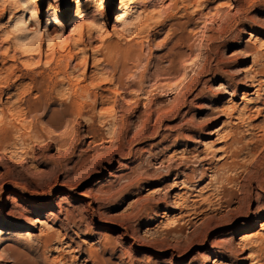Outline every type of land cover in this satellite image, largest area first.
Returning <instances> with one entry per match:
<instances>
[{"label": "rangeland", "instance_id": "obj_1", "mask_svg": "<svg viewBox=\"0 0 264 264\" xmlns=\"http://www.w3.org/2000/svg\"><path fill=\"white\" fill-rule=\"evenodd\" d=\"M78 1L38 0L39 28L50 5L67 26ZM120 1H99L106 27H87L72 60L43 32L32 51L14 45L8 27L18 8H0V264H80L86 249L109 264H250L229 263L213 245L264 236V208L256 211L264 131L239 123L238 166L219 181L212 174L234 125L225 107L236 115L254 101L241 100L251 66L244 51L249 17L264 23V0H131L116 32ZM67 65L71 87L52 89ZM35 82L47 97L45 113L32 115ZM232 90L239 94L229 101ZM70 99L75 115L65 116ZM20 212L39 222L20 221ZM46 234L55 237L47 248ZM258 255L255 264H264Z\"/></svg>", "mask_w": 264, "mask_h": 264}, {"label": "bare ground", "instance_id": "obj_2", "mask_svg": "<svg viewBox=\"0 0 264 264\" xmlns=\"http://www.w3.org/2000/svg\"><path fill=\"white\" fill-rule=\"evenodd\" d=\"M37 1L38 0H0V8L3 10H5L6 8H9L11 11L10 13H12V15H13V12L15 13V11H13V10L18 8V10L16 11L18 13H16L14 15L12 21L10 22L11 25L8 28L10 29V31L12 30L15 33L13 36V38H14L13 40L15 41L14 45L19 46L22 50L32 51L37 45L40 44L39 41L42 38L41 36L44 33V34H46L45 36H46L48 43H50L52 45V47L57 43L60 48L68 50L66 54H67L68 58L70 60H72L74 55L71 52V48L79 46V45L85 46V44H84L85 43L84 32H85V29H87V27L89 29L91 27H93L95 29H98V28L100 29L102 27L103 28L106 27V24H105L104 20L102 19L103 18L102 17V8H101L102 6L99 5L100 0L99 1L98 0H85L84 2H81L79 0L77 2V4L75 5L74 17L67 26H64L63 22L61 21L60 15H59V10H57V7H52L50 5V7L47 11L46 21L44 23V29L41 30L39 28V24L41 23V17L39 16V13H38V7L36 5ZM130 1L131 0H121L120 1V5L118 7V15L114 21L112 30L116 31L119 26H121L125 23V21H126L125 14H126L127 6H128ZM237 6H238V9L240 10L241 8H243L244 3H240ZM90 7L96 8L95 9L96 14H91L92 13L91 12L89 14V17H88L87 15H88V10H90L89 9ZM25 15H29L30 19L35 20V22H36L35 31L29 32L30 27L26 26ZM249 21L251 22V25L249 26V28L252 31L248 34L249 37H251V38L247 42H249L251 46L250 47L248 46L247 49L245 48L246 50L244 51L245 52L244 56L246 58H251V66L246 71H244V78L242 79V83L244 82L246 84L247 89H245L241 93L244 96V98L241 100L243 102L245 97L250 96L253 98L254 101L251 102L252 99L249 98L250 100L247 101L248 105L239 108L236 115H234L233 112L228 111V109H229L228 107H225V109H224L223 113H225V115L228 117V119L230 121L234 120V125H232L229 128V130L225 133L224 137L222 138V139H224V141H222L223 142L222 146L219 149H216L217 152L220 153L221 159L220 158L219 159L222 161V163L220 165H218V166L216 165L217 167H215L213 169V174H212L213 176L212 177L216 181L219 179L218 178L219 176H221V175L223 176V174L224 173L226 174V172H229V173L233 172V170L236 169V167L238 166L237 162H238L239 153H240V149H241L239 147V145H241V139L238 138V132H237L238 124L239 123L241 124V123H244L247 121V124L249 127H251V129L259 128V129H261V131H264V126H263L264 123H263L262 127H260L261 126L260 124L259 125L256 124V122L259 121L260 118L264 119V93L261 92V91H263L262 89L264 88V62H263V59H264V42L259 41L257 38V35L264 36V23L257 21L254 16H250ZM91 34L92 33L90 32V37H92ZM251 40H254V44L251 43ZM101 47H103V46H101ZM101 47H99V49H101ZM106 50H108V48ZM105 55H107V54H105ZM39 61L40 60H38L37 63H39ZM62 62H63V57L57 61L56 66L59 67ZM81 65H85V63L84 64H80V63L75 64L73 70L80 68ZM67 68H68V65L65 68H60L58 72L54 71L56 78L60 75L62 77V79L61 80L56 79L55 82L53 81L54 83L51 86L52 89H55V88L62 86L64 84H67L69 86V88L71 87V85H70V80H71L70 77L71 76L69 77V74L67 72ZM39 74H41V72ZM34 86H35L36 96H37L38 100H37V102L33 103L32 105H30L28 107V111L32 115H34V114L36 115L40 112H41V114L45 113V112H43V108H42V101L47 97L44 90H43L44 87L41 83H38V82H35ZM222 86L223 85H221V87ZM251 90H253L252 93L250 92ZM71 91H73V90H71ZM225 93H228L229 101H230V100H233L235 97H237V95L239 94V91H233L232 90L230 92L226 91ZM75 98H76V96H75ZM75 103H76L75 99H70V105L67 108H65L63 111H61V113L65 116L75 115V109H76ZM76 104H78V103H76ZM174 108L176 109V107H174ZM76 112H78V109ZM55 113H57V112H54V114ZM81 114H79V116ZM67 118H69V117H67ZM222 129L223 128H220L217 131L221 132ZM217 131H215V132H217ZM247 149H248L249 153H252L255 150V147L251 146V147H248ZM211 173H212V171H211ZM201 175H202V178H204V174L202 172H201ZM227 176H228V174H227ZM179 183L184 184V183H186V181L182 180ZM199 196L202 197L201 195H199ZM199 196H198V198H199ZM201 199H203V198H201ZM263 208H264V206L261 203H257L256 211H261ZM246 216H247V220H246L247 223L253 221L252 213L248 212ZM19 220L22 222H28V223L39 222V220L33 221V219H31L28 214L21 213V212L19 213ZM1 234H2V230L0 229V235ZM25 236H27V235H25ZM39 237H41V236H39ZM42 238L43 239H41V240L43 243V247H46V248L50 247L52 242H53V238L55 239L54 236L48 235V234H46ZM104 244H103V248L106 246V245L104 246ZM107 246H106V248H107ZM237 246L235 247V246H232V245L227 244V243H221V242L219 243L218 242V243H214L213 249L219 250L220 254L228 253L230 255L229 263H234L235 260H238L239 262H248L249 261L250 264H255V263H257L256 261H258V258H259L258 254L264 251V236L260 233V231L253 233V234L250 233V235H248V236L241 237L239 239ZM79 249H80V246H79ZM86 250H84L81 254L82 257L86 256V258L82 259L83 261L80 264H87V262H88L87 261V254H88V258L90 260L92 259L95 264H109V261L105 260L102 256H98L99 255L98 252L94 251L93 249H91V250L88 249V253H87ZM92 250L94 252L98 253V255L96 253H94ZM247 253H248V255H247ZM73 259H75V258H73ZM78 260H76V261L78 262ZM55 262L56 261L53 260L52 264H56Z\"/></svg>", "mask_w": 264, "mask_h": 264}]
</instances>
